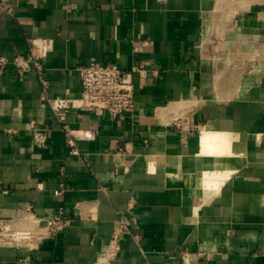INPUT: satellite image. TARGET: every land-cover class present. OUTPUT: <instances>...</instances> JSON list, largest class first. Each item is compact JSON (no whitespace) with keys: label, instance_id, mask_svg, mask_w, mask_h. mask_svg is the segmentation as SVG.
I'll return each mask as SVG.
<instances>
[{"label":"crops","instance_id":"0c3cea01","mask_svg":"<svg viewBox=\"0 0 264 264\" xmlns=\"http://www.w3.org/2000/svg\"><path fill=\"white\" fill-rule=\"evenodd\" d=\"M5 1L0 58L32 46L51 97L79 96L78 66L144 72L124 117L64 110L97 131L77 141L84 162L35 72L0 68V221L70 218L0 240V264H264V0ZM120 217L131 233L111 242Z\"/></svg>","mask_w":264,"mask_h":264},{"label":"built area","instance_id":"2783aa9c","mask_svg":"<svg viewBox=\"0 0 264 264\" xmlns=\"http://www.w3.org/2000/svg\"><path fill=\"white\" fill-rule=\"evenodd\" d=\"M0 11L10 14L12 13V6L5 0H0ZM31 47L28 56L13 55L10 59L0 58V68L11 64L16 68L20 77L28 71L33 70L35 72L42 85L40 99L61 124L69 152L75 155L77 159L85 162V154L77 146V141L81 138L94 139L97 131L96 129L86 131L71 130L63 124L64 110L71 108L93 111L95 113L106 111L111 117H124L133 110L135 103V85L132 74L143 70L138 66L125 70L113 63L78 66L76 71L80 85L79 96L75 99L51 97L47 93V84L44 79L40 57L34 53ZM150 74L151 76H156L157 71L151 70ZM26 128L32 132L33 140L38 146H46L45 135L43 134L45 129L37 128L33 120L26 123ZM53 191V195L60 196L65 191L64 184L61 182L58 188ZM41 220L44 222V228L49 229L53 233L63 230L70 222V218L63 210H60L58 214L51 218H46L45 221L44 219ZM41 220L31 216L27 219V222L29 221L27 227L22 229L13 228L9 221H0V240L27 243L31 238H34L35 232V229L30 227V224L36 223V226L39 227ZM119 232L131 233L127 222L122 217L118 220V226L112 235L111 242H114L116 234ZM133 237L135 238L136 236L133 235ZM18 245L17 248L19 247ZM112 248L114 246L109 249L111 250ZM24 264H29V261H25Z\"/></svg>","mask_w":264,"mask_h":264},{"label":"bare ground","instance_id":"6f19581e","mask_svg":"<svg viewBox=\"0 0 264 264\" xmlns=\"http://www.w3.org/2000/svg\"><path fill=\"white\" fill-rule=\"evenodd\" d=\"M204 135H205V134H204ZM219 137H220V135H219ZM208 142H209V141H208ZM217 154H218V153H217ZM219 154H220V153H219ZM219 154H218V155H219Z\"/></svg>","mask_w":264,"mask_h":264}]
</instances>
